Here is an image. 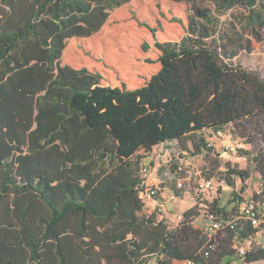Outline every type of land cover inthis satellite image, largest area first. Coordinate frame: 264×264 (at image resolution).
I'll list each match as a JSON object with an SVG mask.
<instances>
[{
  "label": "trees",
  "instance_id": "trees-1",
  "mask_svg": "<svg viewBox=\"0 0 264 264\" xmlns=\"http://www.w3.org/2000/svg\"><path fill=\"white\" fill-rule=\"evenodd\" d=\"M129 1L0 0V264H203L156 212L141 214L147 186L132 158L173 140L210 152L201 131L248 113L244 85L264 108V81L232 63L264 33V0H170L202 6L180 39L154 41L160 68L139 87L61 64L68 38L93 35ZM222 174L228 186L246 178L229 163ZM255 231L245 223L228 235ZM258 250L244 261L263 258Z\"/></svg>",
  "mask_w": 264,
  "mask_h": 264
},
{
  "label": "rangeland",
  "instance_id": "rangeland-1",
  "mask_svg": "<svg viewBox=\"0 0 264 264\" xmlns=\"http://www.w3.org/2000/svg\"><path fill=\"white\" fill-rule=\"evenodd\" d=\"M198 6L202 5L170 0H131L109 11L106 22L93 35L68 38L61 64L96 71L102 75L101 82L105 85H143L160 68L159 51L153 46L154 41L180 39L187 15ZM203 6L213 8L209 3ZM228 14L222 15L221 20ZM174 18L181 22L174 21ZM251 40V51H239L232 63L256 73L259 80L264 81V33L261 38L251 36ZM234 79L235 73L231 72L228 80ZM240 91V101L248 113L226 124L219 130L220 134L212 128L201 131L208 146L212 147L210 152L192 155L190 150H184L179 142L173 140L159 143L149 152L139 150L132 158L139 160L140 169L148 167L149 172H140V175L148 187H155L164 203L162 211L158 212L151 201L142 196L144 207L141 214L155 211L157 219H163L174 229L175 245L188 255L201 256L208 239L203 227L207 223L205 211L210 205L225 208L226 212L236 211L241 200L234 199L232 191L246 199L264 183V108L251 96L248 85ZM186 145L190 149V143ZM226 163L246 175L243 181L234 178V187L221 179ZM207 179L212 181L213 187L203 191L200 183ZM190 208L194 209L193 214L184 216L183 213ZM227 239L228 233L213 235L215 249L207 257L201 256L203 264H226L222 255L228 250L238 256L229 248ZM261 239L258 232L252 245H260ZM234 243L241 249L252 246L245 241L235 240ZM157 260L155 256H149L145 264H158ZM112 264L123 263L113 260ZM171 264H182V261H172Z\"/></svg>",
  "mask_w": 264,
  "mask_h": 264
},
{
  "label": "built area",
  "instance_id": "built-area-1",
  "mask_svg": "<svg viewBox=\"0 0 264 264\" xmlns=\"http://www.w3.org/2000/svg\"><path fill=\"white\" fill-rule=\"evenodd\" d=\"M216 133L220 134V131L217 130ZM140 172L142 174H146L149 172V169L147 166H143L141 167ZM212 187L213 184L210 179L203 180L200 183V188L203 191L210 190ZM141 195L151 201L155 210L158 212L162 211L164 203L161 196L159 197L155 187H147ZM205 217L207 220L205 234L208 239L202 250L203 256H208L210 251L215 249V242L213 241V235L215 233H230L236 231L238 228H241V226L245 223L249 224L250 227L256 231L254 234L245 239L237 240L239 242L245 241L252 245L255 235L260 232V237L262 239L258 247L260 246V249L264 250V184L261 183L260 188L257 189L250 198L243 199L238 205V209L236 211L223 214L218 212L216 207L210 205L205 211ZM253 247L254 245H252L249 249H241L238 247L237 243H234V241L230 243V248L241 256H243L247 251L253 249ZM182 264H194V261L192 259H187L183 260Z\"/></svg>",
  "mask_w": 264,
  "mask_h": 264
},
{
  "label": "crops",
  "instance_id": "crops-1",
  "mask_svg": "<svg viewBox=\"0 0 264 264\" xmlns=\"http://www.w3.org/2000/svg\"><path fill=\"white\" fill-rule=\"evenodd\" d=\"M113 86H116V85H113ZM140 86H142V85H140ZM136 87H139V86H136ZM128 88H135V87H128ZM146 186L148 187V185H146ZM231 187H234V186H231ZM243 199H245V198H243ZM240 202H239V204H240ZM217 206H219L218 203H217ZM226 213H229V212H226ZM205 226L206 225H204V227H203L204 234H205ZM237 239H238L237 238V234L236 235H233V236H229L228 235L227 241L229 243V248H230V243L233 242V241H235V240H237ZM257 239H256V241H257ZM258 242H260V241H258ZM258 251H259L258 250V245H254L253 249H251V252H254V253H257ZM222 256H223L222 259L224 258L226 264H242V263H244V264H263L264 263V257L263 258H259L257 260H253L251 262H246V261H244L243 256H241V255L235 256V252L229 251V250H228V253H226L225 255H222Z\"/></svg>",
  "mask_w": 264,
  "mask_h": 264
}]
</instances>
